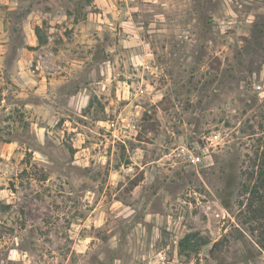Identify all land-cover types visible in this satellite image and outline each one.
Here are the masks:
<instances>
[{
  "label": "rangeland",
  "instance_id": "obj_1",
  "mask_svg": "<svg viewBox=\"0 0 264 264\" xmlns=\"http://www.w3.org/2000/svg\"><path fill=\"white\" fill-rule=\"evenodd\" d=\"M262 162L264 0H0V264H264Z\"/></svg>",
  "mask_w": 264,
  "mask_h": 264
},
{
  "label": "trees",
  "instance_id": "obj_2",
  "mask_svg": "<svg viewBox=\"0 0 264 264\" xmlns=\"http://www.w3.org/2000/svg\"><path fill=\"white\" fill-rule=\"evenodd\" d=\"M44 41V38H42L38 34V42L43 43ZM231 179L233 181L234 179H237V176L232 175ZM243 190L249 194L246 206L253 207L254 218L257 219V221H261V219L264 218V162L261 163V166L259 167L256 176L252 175L249 182L243 184ZM220 202H222L223 206H228V204L223 199H221ZM215 245L216 243H213L210 251L213 247H215Z\"/></svg>",
  "mask_w": 264,
  "mask_h": 264
},
{
  "label": "built area",
  "instance_id": "obj_3",
  "mask_svg": "<svg viewBox=\"0 0 264 264\" xmlns=\"http://www.w3.org/2000/svg\"><path fill=\"white\" fill-rule=\"evenodd\" d=\"M213 138L217 139V136L208 138L209 141H210V145L216 146L219 142L217 140H215V142H214ZM188 153H189V156L191 157V161L196 162V161H198L200 159L199 157L194 155L193 148L188 149Z\"/></svg>",
  "mask_w": 264,
  "mask_h": 264
}]
</instances>
